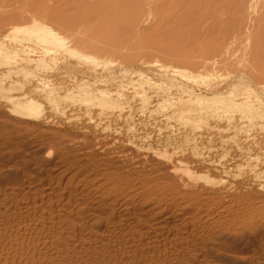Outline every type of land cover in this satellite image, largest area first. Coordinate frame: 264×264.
<instances>
[{"label": "bare ground", "instance_id": "1", "mask_svg": "<svg viewBox=\"0 0 264 264\" xmlns=\"http://www.w3.org/2000/svg\"><path fill=\"white\" fill-rule=\"evenodd\" d=\"M130 1H127V3L129 2L131 4L132 1L131 2ZM138 2H140V0H138ZM34 4L35 3H33V5ZM133 5L135 6L136 4ZM128 7L129 9H131L130 6ZM45 9H46L45 12L47 13L48 12L47 7ZM130 14H132V12ZM136 14L133 16L134 17L137 16ZM49 15L51 14H48V16ZM62 17L63 16H61L60 18L63 19ZM2 18H0L1 19L0 26L3 25L0 27V45L3 44L2 45L3 47L4 46H10V48L12 47L10 49L12 50V52L11 53L5 52V55L4 53H2L4 51L0 52L1 57L2 55L5 56L2 59L0 58V75L1 76L3 75V78L2 77L1 78L5 80L6 77L9 76L10 74L13 75V78L15 74L17 76L19 74L21 76L24 75L25 73L27 74L24 76V80L22 79L23 81H20L19 78L18 81L17 80L14 81L13 79L10 78V76L12 77V75H10L9 80L11 79L10 80L11 82H6V81L2 83L0 82V97H1L0 98V264H264V211H262L263 209H260L258 207L251 208L252 206H245L244 203L243 204L241 203L238 204V206L235 205L238 207V209L240 207V212L235 213L233 212V210H231L232 207L231 208L228 207L230 208L228 210V208L226 209L225 207H223L221 201L220 203H217L216 200L220 196L229 199V201L230 199H232L233 201V199L236 196L234 194L235 191H233V186L231 185L230 181L227 182L228 180L226 179L225 181L220 178H216V177L213 178V176L209 175L213 167H216L217 165V163H215L216 156L215 158L211 157L210 159H208L210 157V154L207 153V151H205L206 149L205 147L210 142L204 144L205 147L202 152L205 151V153H200L201 150L200 152H197L199 151V148L198 149L196 148L198 146L196 145L197 142L199 143L201 141V143L202 142L205 143L207 141H213V140H215L213 141V143L214 142L216 143V145L215 143L214 145L216 147L218 146V149L223 148V151L219 153L220 156L226 155L229 158L230 155L228 153V150L230 148L232 149L237 148L239 151L244 150V152L246 153V161L244 162L245 166L244 168L238 166L239 167L238 170L239 169H241V171L248 170L250 175L255 176L257 178H261V182L264 179V169L262 168L263 169L262 172L261 168H260L261 170L257 168L261 161V159L257 156L260 153L261 155H264V148L258 150L255 149L256 152L258 153L257 156L251 155L249 152V146H246L244 148L242 147L244 144L242 145V143H240V140L245 139V141L250 142L249 144H251L252 142L253 146L256 145L255 143H253L255 142L253 140L256 139L252 138L251 134H250L251 137L245 134L246 136L243 135L245 137L242 138L241 133L242 131L244 132V130H240L241 128L239 129V127L237 128V125L236 126L234 125L235 127L231 125V123H233V121L231 120L232 117L230 118L231 121L227 119L229 121L228 124L230 123L229 126L231 125V127H228L229 129H222L223 127L221 125H220L222 127L221 129L216 128L215 126L217 125H215L213 129L210 128L211 126L208 127V123L209 121H211L210 118H212V116L215 113L214 112L213 115L210 116L208 114V112L210 111L209 108L213 105L212 103L215 102L222 103L226 100L225 99L226 97L225 98L223 97L224 94L220 92L221 90H219V87H216L217 85H210L203 89L200 88L201 90H198L199 92L189 89H188L189 91L186 90L188 92L187 95L186 94L185 95L186 97H188L187 99L188 101H186L185 98H184L185 99L184 102L180 101L182 103H180L181 105H179L180 106L179 109L176 110V112L173 115V120L179 122V123L175 122L177 125H180V127L184 125V127H182L181 130H183V128L185 130L186 128L184 132L181 131L182 134L184 133L186 134V139L185 140L183 139L184 142L182 141L183 142L182 145L180 144L181 146L179 148L180 149L179 153H175L174 156L173 155L168 156L167 155L168 152L167 154L164 153L161 154V153H156V151H154L153 154V156L156 157L157 160L159 159L161 163L164 162V164L166 165V169L169 170L168 178L167 179L166 178L164 179V177L161 178L163 183L161 185L162 187L158 186L161 188V190L163 188L165 192L160 194V196L162 197L161 199L159 195H156L159 197L158 200L160 199V201L158 202L153 199L152 200L149 199V197L152 196L149 195L151 192L149 194L147 193L148 194L147 196L149 197L143 196L136 202L135 199L138 197L136 196L137 194L134 196L136 197L135 199L131 197L122 196L121 194L124 193V192L122 193L123 186L120 183H118L120 185L115 184L116 181L114 184H108V183L103 184L104 182H102V185H98L100 184L98 182H97L98 184H96L95 181L101 179L102 177L105 178L104 177L105 173L101 177L100 175H98L99 174L98 172L97 173L94 172L95 177L93 180L90 179L92 176L90 174L86 175V177L84 176L83 178H78L76 174H73L68 169V166H72V164H74L76 158L75 159L73 157L72 158L69 157V159L66 158L67 154L69 153L68 152L69 148L70 149L78 148L79 150H81V147L83 146L82 149L83 151L91 150L92 153L93 151H95L94 147L101 148V150L103 151L102 152L103 155L99 160H102L101 162H104V165L105 163L109 164L110 162H113L114 164H123L129 161L128 159L126 160L122 156H119V154L115 155L116 152L114 153V151L112 150L113 135L110 132L111 126L101 127V125L104 122L107 121V123H109L111 121L110 120L111 117L113 116V115L110 116L109 114L110 117L109 119L110 121H109L108 120L109 117H106L107 112L105 113L103 111L104 109L103 106H105L106 110H108L106 107L110 109L111 108L110 106H112L113 104V102L111 103V101L114 100L116 101V98L114 97L115 99H112L110 101L111 98L108 99V96L105 94L107 93L106 91L102 93L101 91H99L98 88L96 89L93 88L94 86L97 87V84L100 85L105 84L106 86L109 83L110 85V82L111 80H113L112 77L114 75L110 76L109 72L108 74H104L105 72L107 73V71H104V73H96L100 68L102 60L100 61L99 58L93 56L92 53L90 55L89 52L86 53L84 51V50H88V51L90 50L91 52L94 51L97 53H100L101 51L104 52L107 51L113 55L120 56L122 55L123 50L121 49L122 45L119 44V42L116 39L117 35L115 37L114 34H105L99 30H95V31L92 30L88 34V36L85 35L84 37L83 35L81 37V34L79 33L78 36L76 29L72 26L70 20L67 21L68 20L67 19L65 21L60 19V21L62 22H59V25L60 23H62L61 24L62 26L63 24L64 27L68 26L69 27L68 31L70 30L69 34H73V36L75 37L73 48H71V46L68 48L66 37H63L62 35H60V33L58 34L57 33L58 31L57 32L54 31L51 27L49 28L47 25L35 22V21H39L37 19L33 20L34 23L31 24L32 26L20 27V25L15 26L13 24H8L7 20L9 18H7V20L6 18L5 20L4 18L3 19ZM58 18H56L57 21L59 20ZM5 23H7V25ZM4 24L6 26H4ZM25 42H28L30 45L32 43V47L31 46L27 47L25 45L27 48H21L23 47V45H20V47L17 45L18 43L24 44ZM70 43L72 44V42ZM33 44L38 46L39 49H41L43 53H45L44 55L54 54L51 55L52 61L48 63L43 61L44 55L42 54L40 55V52L36 51L37 47L34 48L35 46ZM58 53H63L62 55L66 54L68 55V57L66 56L67 58L71 57L75 60H79L83 62L84 64L85 63H87V65L90 64L92 67H89L90 65L88 67L86 66V68H90V70L91 68L93 69V66L97 68L96 72L93 69L94 73H91L93 72L91 70L90 74H87L88 73L87 72L86 74H84V76L81 74L79 70L76 69L77 72L78 73L80 72V74L83 77L79 79L77 78V82L75 81L76 83H73L72 81L73 86L71 85L72 83L68 85L69 87L72 86L71 88H73L75 91L71 90V88H68L67 86L68 83L67 84L63 83L67 86L65 87L68 88V91L71 90L70 92H73L72 93L73 96H71L70 92H67L69 96H71V99L75 97L74 96L75 94L77 95L76 98H74L77 100L74 102H72L74 99L70 101V99L67 98L68 100L66 101L67 102L70 101V104L68 103L70 105L69 107L73 105V109H76L75 107L79 108V110L82 111L81 112L82 115L81 114L75 115V113L74 114L71 113L75 111V110L72 111L73 109H71V112L69 113L66 112L65 108H64L65 110L63 109L64 110L63 111L62 107L66 104V102L64 104L62 103L63 105L62 107H60L61 104L60 105L58 104L61 102L60 101L61 97L62 100H64L63 98L66 97L63 96L65 95L67 96L66 91L64 90V86L61 82V81L64 82V80L66 82L65 78L63 80L61 79V81L58 80V82L56 81L54 82L52 80L48 81V79L49 80L51 79L50 77L53 78L54 75L52 74L53 76L50 77L48 76L49 78L46 81H44L45 79L42 80L41 78H39L38 80L36 79L37 75L43 74V73L39 74L40 70L41 72L42 71L44 72L46 70H51V68H53L55 64L56 65L58 64L56 62L63 61V59L60 60L61 56L60 57L57 56ZM25 55L27 58H24ZM8 56H10V58L12 57L11 60H7V58H9ZM130 60H132V58H130ZM63 62H65V60ZM83 63L82 65H84ZM78 66L79 63L77 64V67ZM170 67L172 68V66ZM199 67L197 65V68ZM160 68L161 70H159ZM160 68L157 69V71L159 72L162 71V67ZM200 69L203 70V68L201 67ZM165 71L167 70H164V72ZM173 71L175 72V70ZM60 72L58 71V74ZM174 72L172 74H174ZM60 74L57 78L61 76ZM172 74L169 73V75ZM209 74L211 75V73ZM122 76L120 75V77ZM109 77L112 79L109 80V82H107L108 80H106V78ZM117 77L118 75L115 78ZM178 77L185 79V81L189 80L188 76L180 73ZM191 79L193 80V78ZM68 80H70V77ZM71 80L73 79L71 78ZM112 83L114 84V82H111V85ZM100 85H98V87ZM106 87L108 91L111 88V86L109 88L108 85ZM220 87L222 86L220 85ZM103 88H104L103 90L106 89L105 87ZM221 89L224 90V88ZM62 91H65V95H63L64 92L63 94L61 93ZM37 93H39L41 98H43V100H45L49 104V107L46 106L48 105L47 103L45 105L46 108H48V110L47 109L46 111L44 110V105L41 104V102L43 101L42 99L40 100V102L38 101L39 98L35 96ZM110 96H112V92ZM167 98L169 99V97ZM195 99H202L203 102L201 103H204L203 110H198L197 105H196L197 107L193 106L194 102L192 103V101H194ZM125 101L127 100L124 99V102ZM121 102L122 101L118 103L121 104ZM124 102L122 104H124ZM67 105L64 107L67 108ZM222 105L223 103L221 104V106ZM217 106L219 105H216V107ZM118 108L120 107L118 106ZM67 109L69 110V108ZM111 109H113V107ZM140 111H142L141 108ZM114 114L116 115V113ZM170 114L168 115L170 116ZM120 116H118V118ZM219 116L220 115H218V117ZM224 118L226 117L224 116ZM245 118H246L245 123H247L248 127L250 128V129L248 128L249 129L248 131L251 130L254 132L258 131L259 134L263 135L264 114H262L259 111L250 110V112L248 111L247 117ZM167 119L168 118H166V120ZM213 119L217 120L216 118ZM14 120L24 121L25 124H29V123L32 124V122H35L36 124L34 125H36V128H40V130L47 129L48 131H45L46 136L43 135V130H41L42 138L43 136H45L47 138L50 137L51 139L57 140V144L56 142L55 144L58 146L54 148L55 145L50 146L51 145L50 143H49L50 145H48V143H46L45 138L43 139L45 141H40V140L33 141L35 139L33 140H31V138L28 139L31 135L33 136V132L36 128H34V130L30 128L31 130L27 129L26 131L25 129L23 131L13 130L14 132L9 133L8 131L7 133L8 123ZM218 120L222 121L224 119H218ZM62 123L67 124V126L68 125L71 126V128L73 126H78L82 124V125H89L92 127L98 126L99 128L101 127V129H99L97 133L95 132L94 135L91 136L92 139L96 142L94 145H92L93 143L91 144L92 141L89 142V144L86 142L82 143L81 140L83 141V138L78 140L79 142H81L79 143V142H74L72 140L70 141V139H68L70 137L68 134L62 135L59 134V132L58 133L50 132L51 130L54 131V128L61 125ZM166 128L168 131V129H170L171 127L169 128L166 127ZM170 130H172V128ZM79 132L77 133L85 137L87 141L88 140L87 132H85L84 130L82 131L80 130ZM92 132L93 131H91V133ZM171 133H173L174 136L175 133L172 131ZM178 134L179 133H177V135ZM110 138L112 140H109ZM171 139L176 140V137L175 138L172 137ZM48 140L49 139H47V142H49ZM213 143H212V149L215 148V146H213ZM30 146H32V148L39 147L41 150L46 152L45 155L46 157L45 159H42L43 161L41 160L42 162L39 161L40 162L39 163L38 161H36L37 163L35 164L33 162L34 159H32L31 161L30 158H32L31 155L33 151L29 150ZM219 146L221 148H219ZM200 147L201 149L203 148L202 146ZM53 149L55 150L54 151L55 159L59 162L61 161L60 163H62V166H67V168L65 169L68 172V174L66 172V175H61L62 176L60 178L61 181H57L56 183L57 186H54L53 184L54 179H52L53 176L50 174H56V173H57L56 175L63 174L64 171L66 170L63 168L64 170H62L63 171L62 172L60 169H56L58 167L57 165H55V167L57 166L56 168L53 165L54 168L52 169L51 168L50 169L46 168L47 170L44 169L45 166L47 167L55 160L52 159L53 155L52 152H50ZM209 151L211 154L212 153L214 154L216 150L213 149V151L211 152L210 149ZM140 152L142 153L143 151ZM145 152L147 153L148 150ZM179 154L182 155L179 157L178 156ZM142 155L144 157L143 153ZM183 156H185V158ZM140 157H142L141 154L139 158ZM226 158L223 157L222 159H226ZM62 166L60 165L59 167ZM258 169L261 172H259ZM73 170L75 171V169ZM241 173L243 174V172ZM98 177L101 178L98 179ZM234 177H236V175ZM18 178L21 179V181H18L19 180ZM106 179L110 180L109 176H107ZM156 191L158 193V190ZM157 193L154 192V194ZM213 215L216 216V218L212 217Z\"/></svg>", "mask_w": 264, "mask_h": 264}, {"label": "rangeland", "instance_id": "2", "mask_svg": "<svg viewBox=\"0 0 264 264\" xmlns=\"http://www.w3.org/2000/svg\"><path fill=\"white\" fill-rule=\"evenodd\" d=\"M36 1L37 0H0V18L3 17L4 20H5V18H6V20H7V18H9L7 20L8 22L6 21L8 24H13L15 26L20 25V27L32 26L31 24L34 23L33 20L37 19L39 21H35V22L47 25L49 28L51 27L54 31H56V32L58 31L57 32L58 34L60 33V35H62L63 37H66L67 38V44H68V46L67 45L66 46L68 48L70 46H71V48H73V45L75 42V40H74L75 37L73 36V34H69L70 33L69 32L70 30L68 31L69 27L68 26H66L67 28L64 27V24L62 26L61 25L62 23H60V25H59V22H62V21H60V19H61L60 17L63 16L62 17L63 19H61V20H65V21L67 19H68L67 21L70 20L72 26L76 29L77 34L78 33L81 34V37L83 35H84V37H85V35L88 36V34L92 30H94V31L99 30L105 34H114L115 37L117 35L116 39L119 42V44L122 45L121 49L123 50V52H122V55H120V56L113 55L107 51H105V52L101 51L100 53H97L94 51L91 52L90 50L89 51L84 50V51L86 53L89 52L90 55L92 53L93 56H96L97 58H99L100 61L102 60L100 68L98 69V71H97V68L95 66H93V69L95 70V72L97 71L96 73H104V71H107V73L105 72L104 74H108V72H109L110 76L114 75L112 77L113 80H111L112 78H110V77L106 78V80H108L107 82H109V80H111V82H114V84L112 83V85H111V82H110V85H109V83L107 84L109 86V88H110V86L112 88V89L110 88L109 91L107 90V87H106L107 85L105 86V84H103V85L101 84L102 86L100 84H97V87L94 86L93 88L94 89L98 88L99 91H101L102 93H104V91H106L107 93H105V94L108 96V99L111 98L110 101L112 99L116 98V101L115 100L111 101V103L113 102V104L110 107L111 108L113 107V109L110 108L111 109L110 110L108 107H106L108 109V110H106L105 106H103L104 107L103 111L105 113L107 112L106 117H109V114H110V116L111 115L114 116L115 115L114 113H116V115L114 117L112 116L111 119L109 117L108 120L110 119L111 121L109 120L110 121V122L108 121L109 123H107V121L104 122L106 124L103 123L101 125V127L111 126L110 132L113 135L112 136L113 140L111 138L109 140H112V142H113L112 150L114 151V153L116 152L115 155L119 154V156H122L126 160L128 159L130 162L129 161L126 162L127 164L126 163L114 164L113 162H110L111 164L105 163V165H104V162H101L102 160H99L101 158V156L103 155V153H102L103 151L99 147L98 148L94 147L95 151H93V153L91 152V150H84L83 151L82 150L83 146L81 147V150H79L78 148H76V149H72V148L70 149L69 148L68 149L69 153L67 154L68 157L66 156V158L69 159V157L70 158L73 157L74 159L75 158L76 159H75L74 164H72V166H68V169L73 174H76V176H78V178H83L84 176L86 177V175L90 174V175H92L90 179L93 180L95 177V173L98 172L99 173L98 175H100L101 177L105 173L104 174L105 178L98 177V179L99 178H101V179L95 181L96 184L100 183L98 185H102V182H104L103 184H107V183L108 184H114L116 181L115 184H117V185L121 184L123 186V187L122 186L121 187L123 188L122 193L123 192L124 193L121 195L124 197L126 196V197H131V198L135 199L136 197H134V196L137 194L136 196H138V197L135 199L137 202V200H139L141 197L147 196L151 192L149 195H152L155 197H152V196H150L152 198H150L149 196H147V197H149L150 200L153 199L157 202L160 201V199L162 198L160 196V194L165 192V190H163V188H162V190L160 188V187H162L161 185L163 184L161 178L164 177V179L165 178L167 179L169 176L168 175L169 170L166 169V165L164 164V162L161 163L159 159L157 160V158L153 156L154 151H156V153H161V154H163V153L167 154V152H168V154H167L168 156H172V155L174 156L175 153H179V151H180L179 148L183 144L184 140L186 139V134L185 133L182 134V132H184L186 130V128H185V130H184V128H183V130H181L182 127H184V125H182L181 127H180V125H177L176 123H179V122L173 120V115L176 112V110L179 109V107H180L179 105H181L180 103H182L180 101L184 102L185 99H186V101H188L187 100L188 97H186V95H187V92L189 90H195V91L199 92L198 90H201V89L208 87L210 85H217L216 87H219V90H221L220 92H222L224 94L223 97L224 98L226 97L225 98L226 100L224 102H222L223 103L222 106H221L222 103H220V102H217L218 104L216 102H215L216 104L212 103L213 105L209 108L211 112L209 111L208 114L210 116V115H213L214 112L215 113L212 116V118H210L211 121H209L208 127L211 126L210 128L213 129L214 126L217 125L218 127L215 126L216 128L221 129L223 127L222 129H229L228 127H231V125H233V126L237 125V128L239 127V129L241 128L240 130H244V132L242 131V133H241L242 138H244L246 135L250 136V134H251L252 138L256 139V140H253L251 138L253 141H255V142H253L256 144L254 146H253L252 142H251V144H252L251 145V144H249L250 142L245 141V139L240 140V143H242V145L244 144L242 147L245 148L246 146H249V152L251 155L257 156L258 153L256 152V150L264 148V142H263L264 133H263V135H261L258 133V131H255V132L252 130L248 131L250 128L248 127L247 123H245V119H246L245 117H247V113H248V111L250 112V110L251 111H259L262 114H264V112H263L264 111V93H263L264 92V0H240V1L239 0H226V1L225 0H160V1H158V0H140V2H138V0H135V1L131 0L132 1L131 4L129 2L127 3V1H130V0H49V1L48 0H38L37 2ZM45 2H47V3H45ZM155 2H157V3H155ZM243 2H245V3H243ZM33 3H35V4L33 5ZM43 3H44V5H43ZM124 3H126V4H124ZM133 4H136V5L134 6ZM151 5H153V6H151ZM128 6H130L131 9H129ZM46 7H47V10L49 12V13L48 12L47 13L51 14L49 16L45 12ZM153 7H154V10H153ZM132 9L135 11H133ZM151 11H153V12H151ZM43 12H45L46 14ZM61 12L63 13V15ZM131 12H132V14H130ZM136 12H137V14H136ZM35 13H36V15H35ZM135 14L137 16L134 17L133 15H135ZM52 16H54L55 19L58 18L59 20L58 21H57V19L55 20L54 17H52ZM7 23H5V24L7 25ZM5 24H4V26H6ZM1 26H3V25H1ZM60 26H62V27H60ZM67 31H68V33H67ZM87 31H88V33H87ZM85 33H87V34H85ZM79 34H78V36H79ZM138 36L140 39L138 38ZM118 38H119V40H118ZM261 38L263 39V41ZM70 42H72V44ZM120 42H123V43H120ZM2 45L3 44L0 45V52L4 51V52H2V53H4V55H5V52H8V53L12 52V50H10L12 47L11 48H10V46H4L3 47ZM17 45L19 47H20V45H23V47H21V48H27L29 46L32 47V43L30 45L28 42H25L24 44L18 43ZM34 46H33L34 48L37 47L36 51H39L40 55L45 54V53H43V51L41 49H39L38 46H36V45H34ZM75 46H76V44H75ZM129 52L131 55L129 54ZM62 54L63 53H58L57 56L58 57L61 56L60 57L61 59L60 58L59 59L60 60L63 59V61L65 60V62H63V61L56 62V63H58L57 65L54 63L55 65L53 66V68H51V70H46L44 72L43 71L41 72V70H40V72L38 71L39 74H42V73L43 74L37 75L39 77L36 76V79L38 80L39 78H41L42 80L45 79L44 81H46L50 76L54 75L53 78L50 77L51 79L50 80L48 79V81L52 80L54 82L55 81L58 82V80L61 81V79L63 80L65 78L66 82H65V80H64V82L63 81H61V82H62V84L68 83L67 84V86H68L70 83H72V81H73V83H76L77 78L78 79L82 78L84 76V74H86L87 72H88L87 74H90L91 70L93 71L92 68H91V70H90V68H86V66L88 67L90 64H88V65H87V63L84 64L83 62H81L79 60H75L71 57L67 58L68 55H66V54L62 55ZM94 54H96V55H94ZM4 55H2V57H1V54H0V58L2 59L3 57H5ZM51 55H54V54L44 55L43 61H45L46 63L52 61ZM135 55H136V58H135ZM8 57L9 58H7V60H11L12 57L11 58H10V56H8ZM24 58H27L26 55L24 56ZM130 58H132V60H130ZM216 60H217V62H216ZM211 61L212 62L214 61V62L212 63ZM78 63H79V66L77 67ZM80 63H81V65H80ZM82 63L85 66L82 65ZM194 64L195 65L197 64L198 67L200 65V67L203 68V70L200 69V67L197 68V65L195 67ZM204 65L206 66V68ZM80 66H81V68H80ZM170 66H172L173 69ZM173 66H175V67H173ZM64 67H65L66 71L64 70ZM89 67H92V66L90 65ZM97 67H99V66H97ZM158 67L159 68L162 67V71H160V72L157 71V69H159ZM76 69L79 70L83 76L80 74V72L78 73ZM82 69H85L86 71L82 70ZM163 69L167 70L168 72L167 71L164 72ZM60 70H61V72H60ZM159 70H161V68ZM173 70H175V72ZM58 71L61 73V74L59 73L61 75L60 76L61 78L60 77L57 78L59 76ZM82 71H85V72H82ZM114 71H115V74H114ZM125 71H126V74H125ZM166 72L168 75L166 74ZM173 72H174V74H172ZM91 73H94V71ZM169 73H171L172 75H175V73H176V75H175L176 77L169 75ZM179 73L188 76L189 80L185 81V79H182L181 77L179 78L178 77ZM209 73H211V75ZM17 74H19V73H17ZM22 74H24V73H22ZM26 74L27 73L22 75L23 77L20 74L18 76L15 74L14 78H13L12 74H10V75H12V77L10 75L9 76L14 81L15 80L18 81V78L20 79V81H23L24 76ZM56 74H57V76H56ZM79 74L81 75V77ZM117 75H118V77L115 78ZM120 75L121 76L123 75V76L120 77ZM256 75L260 76V77L258 76L259 79ZM9 76H7L6 79L4 80V79H2L3 75L2 76L0 75V79H1L0 82L1 83L4 81L11 82L10 81L11 79L9 80ZM124 76H125L126 80L124 79ZM208 76L210 77V79ZM69 77H70V80H71V78L73 79V80H71V82H70V80H68ZM74 77H76V78H74ZM191 78H193V80ZM61 82H59V83H61ZM73 83L71 84L72 86H73ZM65 84H63V86H64V90L66 91V94L68 97L65 95V91L61 92L62 94L64 92L63 95H65V96H63V95L62 96L66 97V98H63L64 100H62V97H61V100H60L61 102L59 101L60 103H58L59 105L61 104L60 107H62L63 106L62 103L64 104L65 102H66V104L64 106H66L68 103L70 104V101H72V99L76 98V96H77L75 94L74 95L75 97L71 99V96H73V94H72L73 92H70V91L74 90V89L71 88L72 86L70 85L71 87L68 86V88H71V90L68 91V88H66L67 86ZM124 84H125V86H124ZM98 85H100V86L98 87ZM220 85L222 87H220ZM103 87H105L106 89L103 90L104 89ZM221 88H224V90ZM161 90H163V91H161ZM186 90H188V91H186ZM246 90H248V91H246ZM110 91L112 92L113 97L110 96L111 95ZM113 91L116 93H114ZM67 92H70L71 96H69V94ZM118 93H119V96H118ZM121 93L124 95H122ZM170 93H171V95H170ZM38 94L39 93H37L35 96L37 98H39L38 101L40 102V100L41 99L43 100V98H41L40 94L39 95ZM236 94H238V95H236ZM122 96L127 101L124 102V99ZM165 96L169 97V99ZM67 98L70 99L69 102L66 101V100H68ZM118 98H120L122 100H120ZM164 98H166V99H164ZM229 98H231V99L233 98V99L231 100ZM134 99H136V100H134ZM76 100L77 99H74L72 102H74ZM119 100L122 101L121 104H119L120 103ZM169 100H171V101H169ZM44 101L45 100H43L41 102V104L44 105V110L46 111V109L48 110V108H46V106L49 107V104L46 101L45 102ZM197 101H200V102H197ZM123 102H124L126 107L124 106V104H122ZM201 102H203L202 99H195L194 101H192L193 106H196V105L198 106V107L196 106L198 108V110L204 109V103H201ZM226 102H228V103H226ZM46 103L48 105H46ZM69 104L67 105V108H69V110L64 106L62 107V110L65 108L67 113L71 112V109H73V105L71 107H69L70 106ZM252 104H254V105H252ZM216 105H219V106L216 107ZM118 106L120 108H122V106H123V108H122L123 110L118 108ZM214 107H216V108H214ZM75 108L76 109H73L72 111L75 110L76 112L74 111L71 113H73V114L75 113V115H77V114L80 115L82 111L79 110V108H77V107H75ZM140 108L142 111H140ZM149 109L152 111H150ZM217 109H219V110H217ZM109 110H110V112H109ZM230 110H231V112H230ZM238 112L239 113L241 112V113L239 114ZM168 114H170V116ZM241 114L244 116H242ZM117 115L118 116L121 115V116L118 118ZM218 115H220L219 116L220 118L218 117ZM221 116H222V118H221ZM224 116L226 118H224ZM166 118H168V119L166 120ZM213 118H216L217 120H215ZM230 118L234 124L231 123V125L229 126L230 123L228 124V122L231 121ZM218 119H224V120L229 119V121L228 120L227 121H224V120L220 121ZM246 122H247V120H246ZM29 124H25V122L21 121V120L11 121L8 123L7 133H8V131H9V133H12V132L18 131V130L23 131L25 129V131H26L27 129H30V128L32 130H34V128H36V125H34V124H36L35 122H32V124H30V125ZM32 125H33V128H32ZM101 127L99 128L98 126L92 127L89 125L80 124L78 126H73L71 128V126H69V125L67 126V124L62 123L61 125L54 128V131L51 130L50 132H57V133L59 132V134H62V135L68 134L70 136L68 139H70V141L72 140L74 142H79L78 140L83 138V141L81 140L82 143L86 142L89 144V142L92 141L91 144L93 143L92 145H94L96 142L92 139L91 136H93L95 132L97 133L99 131V129H101ZM166 127H168V128L171 127L172 130H170L171 129L170 128L167 131ZM60 129H61V131H60ZM91 129H93V130H91ZM41 130H43V135L46 136L45 131H48V130L47 129H41ZM41 130H40V128H36L33 132V136L31 135L28 139H30V138H31V140L35 139L33 141H39V140L45 141L46 140V143H48V145H50V144H51L50 146L55 145L54 148H56L58 146V145H56L57 140L51 139L50 137L47 138L45 136H43V138H42ZM80 130L81 131L84 130L85 132H87V139H88L87 141H86L85 137H83L81 134H79ZM91 131H93V132L91 133ZM171 131L175 133L174 136H173V133H171ZM39 132H40V134H39ZM77 132H79V133H77ZM177 133H179V134L177 135ZM256 133L259 135H257ZM169 134H172V135H169ZM38 135H39V137H38ZM184 135H185V137H184ZM243 135H245V136H243ZM171 136L173 138L176 137V140L173 139L174 140L173 141L171 139L172 138ZM257 136H259V137H257ZM44 138H45V140H43ZM47 139H49L48 140L49 142H47ZM51 140H53V141H51ZM213 141H215V140H213ZM213 141H207L205 143L204 142L201 143V141H200L199 142L200 144L197 142L196 145H198V146L196 148L197 149L199 148V151H197L196 149L195 150L197 152H200V150H201L200 153H205V151H207V153L210 154V157L208 159H210L211 157L215 158V156H216L215 163H217V165L215 164L216 167H213V169L209 173V175L213 176V178L216 177V178H220L223 180L226 179V180H228L227 182L230 181L231 185L233 186V191H235L234 194L236 195L234 198L235 200L233 199V201H232V199H230V201H229V199L223 198L220 196L216 200L217 203H220V201H221V204L226 209L228 207H230V208L232 207L231 210H233V212H235V213L240 212V207L238 209L237 206H238V204H241V203L242 204L244 203L245 206H252L251 208L258 207L260 209H263L262 211H264V179L261 182V178H257L255 176L250 175L248 170H243V171H241V169L238 170L239 167L244 168V166H245L244 162L246 161V153L244 152V150L239 151L237 148H234V149L230 148L229 149L230 151L228 150V153L230 155L229 158L226 155L225 156L221 155L224 158L227 157L226 159H222L223 157H221L219 153H221L223 151V148L218 149V146L216 147L215 146L216 143L214 142L215 143V145H214ZM55 142H56V144H55ZM81 142H79V143H81ZM209 142L211 143V145ZM175 143H176V145H175ZM207 143H209V144H207ZM212 143H213V146H215V148H213V149L216 150L214 152V154L216 153L218 155H216V154L214 155L213 153L212 154L210 153V151H209L210 149H211V152L213 151ZM204 144H207V146L205 147ZM200 146H202L203 148L201 149ZM204 147L207 150L205 149V151L202 152L204 150ZM33 148H32V146L29 147V150L33 151L32 155H31L32 158H30L31 161H32V159H34L33 162L35 164L37 163L36 161L42 162L43 161L42 159H45V157H46L45 156L46 152L41 150L39 147H33ZM219 148H221V147L219 146ZM253 149L254 150L256 149V150L254 151ZM147 150L150 153H148V152L146 153L145 151H147ZM54 151H55L54 149L50 151V152H52V155L54 156V157L52 156V159H55ZM140 151H143L142 153L144 154V157ZM140 154L143 157V159H142V157L139 158ZM181 155L182 154H179L178 156L180 157ZM146 156H148V157H146ZM136 157H138V158H136ZM153 157L155 160L153 159ZM183 157L185 158V156H183ZM257 157H259L261 159V161H260L261 164L259 163L260 167L258 166L257 168H259V169L263 168L264 169V164H263L264 163V158H263L264 155H261V153H260ZM261 157L263 158V160ZM131 158H132V160H131ZM206 160H207V158H206ZM56 161L57 160L55 159L54 162L49 164L47 167L45 166L44 169L45 170L50 169V168L52 169L55 167V165H57L58 167L60 165L62 166V163H60L61 161L60 162L57 161L58 164ZM100 162H101V164L102 163L103 164L101 165ZM112 163H113V165H112ZM53 165H54V167H53ZM106 165H108V166H106ZM58 167L56 169H60L61 171L64 170L65 168H67V166H62L59 168ZM73 169H75V171ZM259 169H258V171H259ZM263 169L261 170L262 172H263ZM240 171L243 172V174ZM261 171H259V172H261ZM66 172H67V170L64 171L63 174H58V175H56L57 173L56 174H50L53 176L52 179H54V181H53L54 186H57V184H56L57 181H61V179H60L62 177L61 175H66ZM75 172H77V173H75ZM20 173H21V171H20ZM101 173H102V175H101ZM67 174H68V172H67ZM114 174H116V175H114ZM235 175H236V177H234ZM107 176H109L110 180L106 179ZM112 176H113V179H112ZM254 179H255V181H254ZM95 180H96V178H95ZM18 181H21V179H19ZM118 183H120V184H118ZM158 186H160V187H158ZM156 188H158V189H156ZM156 190H158L159 194L157 193ZM154 192H156L157 194H154ZM130 194H131V196H130ZM156 195L160 196L159 200H158L159 197ZM235 205H237V206H235ZM230 208H228V210ZM214 215L212 217L216 218V216H214Z\"/></svg>", "mask_w": 264, "mask_h": 264}]
</instances>
